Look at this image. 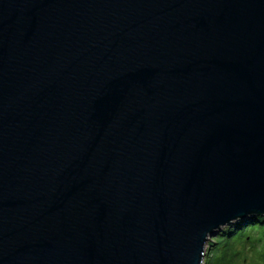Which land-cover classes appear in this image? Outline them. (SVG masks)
I'll use <instances>...</instances> for the list:
<instances>
[{
  "label": "water",
  "instance_id": "95a60500",
  "mask_svg": "<svg viewBox=\"0 0 264 264\" xmlns=\"http://www.w3.org/2000/svg\"><path fill=\"white\" fill-rule=\"evenodd\" d=\"M264 216V0H0V264H205Z\"/></svg>",
  "mask_w": 264,
  "mask_h": 264
},
{
  "label": "rangeland",
  "instance_id": "374dc122",
  "mask_svg": "<svg viewBox=\"0 0 264 264\" xmlns=\"http://www.w3.org/2000/svg\"><path fill=\"white\" fill-rule=\"evenodd\" d=\"M234 225L235 224H232L231 226ZM227 228L229 227H224L223 230H228ZM252 228L253 227L246 228L245 236L231 240L227 245L230 254L227 255L226 260L221 261L217 259L215 264H264V259L261 257L264 252V236H261L263 230L259 231L257 234H252ZM209 244L210 245L207 246L208 252L205 259L207 264H209L214 257L219 255V253L216 255L214 254L215 252L213 253L212 251L216 243H212L211 241ZM219 249L221 250V246H219Z\"/></svg>",
  "mask_w": 264,
  "mask_h": 264
},
{
  "label": "trees",
  "instance_id": "16d2710c",
  "mask_svg": "<svg viewBox=\"0 0 264 264\" xmlns=\"http://www.w3.org/2000/svg\"><path fill=\"white\" fill-rule=\"evenodd\" d=\"M228 227V230H223L221 233H218L214 238L209 241V243H211V241L212 243H216L212 248L213 253L215 252L214 254L216 255L219 253V255L214 257V259H212L209 264H215L217 259L221 261L226 260L227 255L230 254L227 245L231 240L239 239L245 236L244 234L246 233L247 227H253L251 231L252 234H257L259 231L263 230L261 236H264V216L251 217L246 221H237L234 226ZM209 243L208 245H210ZM219 246H221V250L219 249ZM261 257L264 259V252ZM205 264H207V262H205Z\"/></svg>",
  "mask_w": 264,
  "mask_h": 264
}]
</instances>
